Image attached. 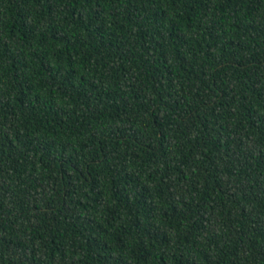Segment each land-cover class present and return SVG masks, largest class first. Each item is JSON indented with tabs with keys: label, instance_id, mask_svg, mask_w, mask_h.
<instances>
[{
	"label": "trees",
	"instance_id": "obj_1",
	"mask_svg": "<svg viewBox=\"0 0 264 264\" xmlns=\"http://www.w3.org/2000/svg\"><path fill=\"white\" fill-rule=\"evenodd\" d=\"M0 264H264V0H0Z\"/></svg>",
	"mask_w": 264,
	"mask_h": 264
}]
</instances>
